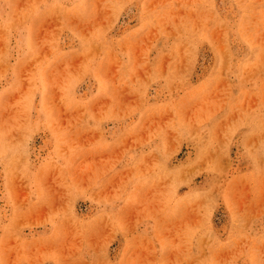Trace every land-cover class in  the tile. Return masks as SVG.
Instances as JSON below:
<instances>
[{
    "label": "rangeland",
    "instance_id": "obj_1",
    "mask_svg": "<svg viewBox=\"0 0 264 264\" xmlns=\"http://www.w3.org/2000/svg\"><path fill=\"white\" fill-rule=\"evenodd\" d=\"M0 264H264V0H0Z\"/></svg>",
    "mask_w": 264,
    "mask_h": 264
}]
</instances>
